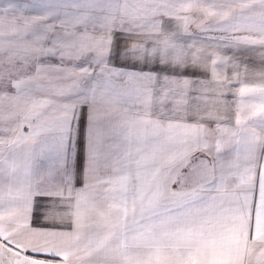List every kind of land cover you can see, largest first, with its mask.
Segmentation results:
<instances>
[{
	"label": "snow or ice",
	"instance_id": "obj_1",
	"mask_svg": "<svg viewBox=\"0 0 264 264\" xmlns=\"http://www.w3.org/2000/svg\"><path fill=\"white\" fill-rule=\"evenodd\" d=\"M0 264H264V0H0Z\"/></svg>",
	"mask_w": 264,
	"mask_h": 264
},
{
	"label": "crops",
	"instance_id": "obj_2",
	"mask_svg": "<svg viewBox=\"0 0 264 264\" xmlns=\"http://www.w3.org/2000/svg\"><path fill=\"white\" fill-rule=\"evenodd\" d=\"M29 2H30V0H29ZM258 66V65H257Z\"/></svg>",
	"mask_w": 264,
	"mask_h": 264
}]
</instances>
